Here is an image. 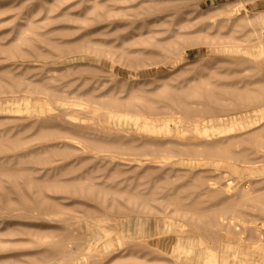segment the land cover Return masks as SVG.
Listing matches in <instances>:
<instances>
[{
  "label": "rangeland",
  "instance_id": "1",
  "mask_svg": "<svg viewBox=\"0 0 264 264\" xmlns=\"http://www.w3.org/2000/svg\"><path fill=\"white\" fill-rule=\"evenodd\" d=\"M0 264H264V0H0Z\"/></svg>",
  "mask_w": 264,
  "mask_h": 264
},
{
  "label": "bare ground",
  "instance_id": "2",
  "mask_svg": "<svg viewBox=\"0 0 264 264\" xmlns=\"http://www.w3.org/2000/svg\"><path fill=\"white\" fill-rule=\"evenodd\" d=\"M238 3H239V2H238ZM240 3H241V1H240ZM237 6H238V5H237ZM219 8H220V7H219ZM226 11H227V10H226ZM222 13H226V12L223 11ZM226 14H227V13H226ZM228 15H229V14H228ZM234 17H235V16H234ZM26 95H27V94H26ZM49 100H50V99H49ZM24 102H25V101H24ZM20 103H21V102H20ZM25 103H26V102H25ZM17 104H18V103H17ZM20 105H21V104H20ZM13 106H14V105H13ZM50 106H51V105H50ZM18 109H19V105H18ZM20 109H21V108H20ZM49 111H50V110H49ZM215 117H216V116H215ZM237 117H238V116H237ZM182 118H183V117H182ZM204 118H205V117H204ZM213 118H214V116H213ZM213 118H212V119H213ZM234 118H235V117H234ZM232 119H233V117H232ZM228 120H230V119H228ZM237 120H238V118H237ZM235 121H236V118H235ZM238 121H239V120H238ZM232 122L234 123V121H232ZM254 124H255V123H254ZM225 126H226V125H225ZM231 128H232V127H231ZM226 130H227V129H226ZM222 132H223V131H222ZM105 220H106V219H105ZM102 222H103V221H102ZM262 222H263V221H262ZM105 224H106V223H105ZM99 226H100V225H99ZM102 226H103V225H102ZM100 227H101V226H100ZM104 227H106V225H105ZM104 227H103V228H104ZM103 228H102V229H103ZM109 232H110V231H109ZM207 249H209V248H207ZM238 250H239V253H240V248H239ZM243 250H244V249H243ZM86 252H87V251H86ZM241 253H242V251H241ZM243 253H244V252H243ZM246 253H247V252H246ZM249 253H250V252H249ZM244 254H245V253H244ZM71 255H72V254H71ZM71 255H70V256H71ZM64 258H65V257H64ZM70 258H71V257H70ZM62 259H63V256H62ZM57 260H59V259H57ZM61 261H62V260H61ZM55 262H57V261H55Z\"/></svg>",
  "mask_w": 264,
  "mask_h": 264
}]
</instances>
